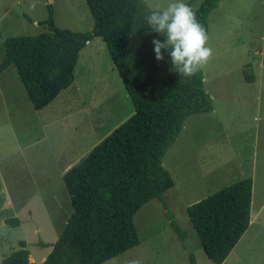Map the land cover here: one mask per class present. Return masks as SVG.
<instances>
[{
  "label": "rangeland",
  "instance_id": "374dc122",
  "mask_svg": "<svg viewBox=\"0 0 264 264\" xmlns=\"http://www.w3.org/2000/svg\"><path fill=\"white\" fill-rule=\"evenodd\" d=\"M201 2L185 0L194 11ZM47 4L58 29L93 27L84 0H0V61L6 38L48 32L38 24L48 18ZM207 35L213 57L201 71L213 111L190 116L164 156L174 183L165 193L169 212L156 199L144 204L133 216L139 245L103 264H190L188 253L195 264H212L186 208L246 178L252 180L254 223L222 264H264V0L221 1L208 16ZM133 111L100 38L79 53L73 84L40 111L32 108L14 66L0 75V212L1 194L8 193L22 220L13 237L26 242L30 262L49 254L63 216L73 212L59 170L85 157ZM168 213L186 231L187 251ZM6 250L1 247L0 255Z\"/></svg>",
  "mask_w": 264,
  "mask_h": 264
},
{
  "label": "trees",
  "instance_id": "16d2710c",
  "mask_svg": "<svg viewBox=\"0 0 264 264\" xmlns=\"http://www.w3.org/2000/svg\"><path fill=\"white\" fill-rule=\"evenodd\" d=\"M93 18L86 32L58 29L53 10L41 22L48 32L3 40L0 75L14 66L26 96L36 111L51 104L74 82L79 51L92 39H102L114 69L132 104L133 114L96 145L63 176L72 214L41 264H103L139 245L134 214L151 200L168 211L165 193L174 186L163 167L167 150L192 115L213 111L200 70L180 76L165 52L155 59L153 39L164 37L147 29L142 0H84ZM224 0H202L195 10L208 30V16ZM136 33H133V23ZM252 180H239L186 208L200 245L212 264H222L249 227ZM181 247L187 233L168 213ZM19 225L17 218L5 219ZM1 264H35L23 241ZM190 264H195L188 253Z\"/></svg>",
  "mask_w": 264,
  "mask_h": 264
},
{
  "label": "clouds",
  "instance_id": "9594fccd",
  "mask_svg": "<svg viewBox=\"0 0 264 264\" xmlns=\"http://www.w3.org/2000/svg\"><path fill=\"white\" fill-rule=\"evenodd\" d=\"M140 16L147 29L164 37L163 41L152 40L155 59L164 61L167 52L180 76L193 77L213 57L209 37L197 20L194 6L185 0H142Z\"/></svg>",
  "mask_w": 264,
  "mask_h": 264
},
{
  "label": "crops",
  "instance_id": "0c3cea01",
  "mask_svg": "<svg viewBox=\"0 0 264 264\" xmlns=\"http://www.w3.org/2000/svg\"><path fill=\"white\" fill-rule=\"evenodd\" d=\"M43 22V21H42ZM41 22H39L38 24H40ZM96 38H99V37H96ZM96 38H94V39H96ZM94 39H92L91 41H89L87 44H86V46L84 47V48H82L80 51H79V53H81L82 51H86V50H88L89 48H90V45L92 44V41L94 40ZM101 39V38H100ZM101 41H102V39H101ZM103 42V41H102ZM104 44V43H103ZM79 53H78V56H79ZM77 61H78V59H77ZM77 64V63H76ZM75 69V68H74ZM50 105V104H49ZM48 105V106H49ZM32 106V105H31ZM47 106V107H48ZM47 107H45V108H47ZM44 108V109H45ZM40 111V110H39ZM129 118V117H128ZM64 119H66L67 120V118H64ZM127 120V119H126ZM117 125V127L118 126H120L119 124H116ZM116 127V128H117ZM113 132V131H112ZM111 132V133H112ZM110 133V134H111ZM109 134V135H110ZM106 138V137H105ZM103 139H97V141H96V143L95 144H92L87 150H86V152L85 153H87L88 152V154L90 153V151L96 146V145H98L101 141H102ZM88 154H86V156L88 155ZM85 156V157H86ZM85 157H83V158H85ZM83 158H77V159H80V160H72V161H70V162H67V164H66V166H63L60 170H59V172H58V175H59V177H61L62 178V181H63V176H64V174L71 168V167H73L75 164H77L78 162H80ZM54 162H56L55 164H57L58 163V161H54ZM168 172V171H167ZM169 173V172H168ZM64 183V182H63ZM64 187H65V185H64ZM65 190H66V188H65ZM67 192V191H66ZM1 196H2V198H3V210L0 212V230H1V232L3 231V232H5V235L4 236H2V235H0V248L1 247H6L7 248V250H6V253L5 254H1L0 255V264H1V262H2V260H3V258L5 257V256H7V255H9L12 251H15V249H14V244L16 243L17 244V246H18V249H19V245H18V243L20 242V241H23V242H25L23 239L22 240H19V238H14L13 237V235L14 234H16V233H18L19 232V230L21 229V227H22V220H21V218H19L18 219V217H19V210L17 209V206L16 205H14V203L12 202V199H9L10 198V196H9V194L8 193H2L1 194ZM16 206V207H15ZM26 214L28 215H31V213H30V211H27L26 212ZM26 215V218H29V215L27 216ZM71 215V214H70ZM253 216H255V215H253ZM253 216L251 217L250 216V224L249 225H253ZM70 217V216H69ZM9 218H17L18 220H19V225L18 226H15V227H10V226H7L5 223H4V220L5 219H9ZM67 219H68V216L67 215H64L63 216V221H62V223H63V228H64V226H65V223H66V221H67ZM63 230V229H62ZM37 231H39V229H37ZM2 234V233H1ZM18 239V240H17ZM55 243V242H54ZM53 243V244H54ZM25 244H26V242H25ZM52 244V245H53ZM40 245H42V243H40ZM26 247H27V244H26ZM29 257H31L30 256V253H29ZM46 257V256H45ZM45 257L44 256H38V258H40V262L38 263V264H41L44 260H45ZM116 258V257H115ZM114 259V258H113ZM112 260V259H111ZM34 262V261H33ZM35 263V262H34ZM36 264V263H35Z\"/></svg>",
  "mask_w": 264,
  "mask_h": 264
}]
</instances>
